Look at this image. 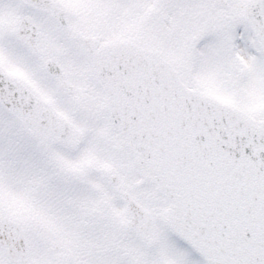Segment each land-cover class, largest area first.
<instances>
[{
    "label": "snow or ice",
    "instance_id": "snow-or-ice-1",
    "mask_svg": "<svg viewBox=\"0 0 264 264\" xmlns=\"http://www.w3.org/2000/svg\"><path fill=\"white\" fill-rule=\"evenodd\" d=\"M0 264H264V0H0Z\"/></svg>",
    "mask_w": 264,
    "mask_h": 264
}]
</instances>
